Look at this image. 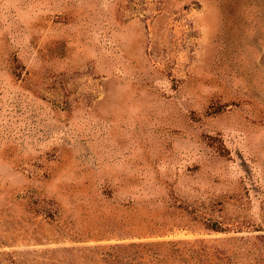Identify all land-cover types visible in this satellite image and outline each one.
I'll list each match as a JSON object with an SVG mask.
<instances>
[{
  "label": "rangeland",
  "instance_id": "1",
  "mask_svg": "<svg viewBox=\"0 0 264 264\" xmlns=\"http://www.w3.org/2000/svg\"><path fill=\"white\" fill-rule=\"evenodd\" d=\"M0 264H264V0H0Z\"/></svg>",
  "mask_w": 264,
  "mask_h": 264
}]
</instances>
